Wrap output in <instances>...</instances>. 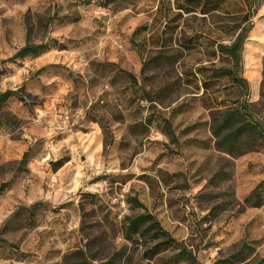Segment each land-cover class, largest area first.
<instances>
[{
	"label": "rangeland",
	"instance_id": "374dc122",
	"mask_svg": "<svg viewBox=\"0 0 264 264\" xmlns=\"http://www.w3.org/2000/svg\"><path fill=\"white\" fill-rule=\"evenodd\" d=\"M101 3L0 0V91L20 86L25 101L9 97L0 110V183L7 184L0 225L17 205L44 203L32 227L0 231L24 253L18 258L0 246V264H56L77 248L86 250L89 264L119 249L130 256L121 264H226L221 260L233 254L239 257L233 264H264V201L240 205L264 177V142L231 157L213 148L208 128L211 109L245 99L264 130V0L251 6L241 44L246 89L212 73L230 67L217 45H229L246 23L245 0ZM47 7L58 16L78 13L75 22L50 26L48 39L63 49L6 61L25 40V15L33 23ZM66 110L69 131H37ZM162 119L176 141L161 132ZM27 149L28 160L18 164ZM129 197L195 262H175L176 249L144 258L156 241L130 246L121 235L124 218L144 209Z\"/></svg>",
	"mask_w": 264,
	"mask_h": 264
},
{
	"label": "trees",
	"instance_id": "16d2710c",
	"mask_svg": "<svg viewBox=\"0 0 264 264\" xmlns=\"http://www.w3.org/2000/svg\"><path fill=\"white\" fill-rule=\"evenodd\" d=\"M112 1L113 0H102L101 6H105ZM254 2L255 0H245L247 5L246 23L240 28L231 43L229 45H217V51L230 60V67L226 69L219 68L212 70L214 75H229L232 84L244 89L247 88V81L240 75V50L245 34L251 28L249 18L253 12L251 6H253ZM40 15L42 16L36 14L33 23L30 21L28 14L25 15V40L23 44L6 59V61L14 62L15 60L24 59L26 57L34 58L50 48L63 49V47L57 44L54 40L48 39L50 26L55 22H75L79 18L77 11H73L71 16H58L55 10H51L50 7L45 8ZM38 31H40L39 37H34ZM35 38H37L36 41H34ZM3 70L4 68L1 67L0 72ZM120 72L127 76L131 84H136V79L131 73L122 70H120ZM262 82L264 83V60L262 67ZM12 96L18 101L25 102L23 90L20 86L15 89H5L0 91V110L4 106L6 100ZM147 101L151 102L153 99L149 97ZM145 120L149 122V117H146ZM162 120L163 126L160 128L161 132L166 134L170 140H173V142L176 141L167 119ZM208 128L209 134L213 139V148L231 157L255 150L264 142V130L258 121L251 115L249 105L245 99L241 100L236 105H223L221 109H211L209 113ZM28 158L29 155L27 149L21 154L18 164H24ZM64 161L65 159L63 158L54 161L51 164L52 169H57L64 163ZM6 185L7 184L4 182L0 183V191L3 190ZM127 201L135 207H141L144 209V206L134 197H129ZM263 201L264 177L242 198L240 205L242 208H256L261 206ZM43 204V201H35L28 205L19 204L15 206L8 217L0 225V231L6 232L20 227H32L35 224L36 211L42 207ZM148 233L150 235L146 241L145 238ZM121 235L122 238L133 247H136L141 243L156 241L143 250L142 256L146 259H150L166 249H176L173 254L175 262H195L194 255L173 239L169 233L160 226L159 221L154 215L146 209H144L142 213L124 218ZM3 245H7L15 250V252L19 254L17 256L18 258L24 256V253L17 251V246L8 243L0 237V246ZM85 245H88V242L85 243ZM122 257L126 263L130 262V256L125 255L123 250L119 249L113 251L107 258L98 264H121V262H124L122 261ZM73 259H76V261L72 262L71 260ZM238 259L239 257L237 254H233L230 257L222 259L221 262L233 264ZM56 264H89V257L85 249L77 248L62 255L60 262Z\"/></svg>",
	"mask_w": 264,
	"mask_h": 264
},
{
	"label": "built area",
	"instance_id": "2783aa9c",
	"mask_svg": "<svg viewBox=\"0 0 264 264\" xmlns=\"http://www.w3.org/2000/svg\"><path fill=\"white\" fill-rule=\"evenodd\" d=\"M61 117L56 123L47 126L49 130L53 129L57 132L69 131L71 128L70 116L67 112L61 111Z\"/></svg>",
	"mask_w": 264,
	"mask_h": 264
},
{
	"label": "crops",
	"instance_id": "0c3cea01",
	"mask_svg": "<svg viewBox=\"0 0 264 264\" xmlns=\"http://www.w3.org/2000/svg\"><path fill=\"white\" fill-rule=\"evenodd\" d=\"M64 112H67V113H68L67 110L64 111ZM60 117H61V114L58 116L57 121L60 119ZM45 130H46V131H45ZM37 131H38V132H43V131H44V133H46V134H51L52 131H55V130H53V129L49 130V129L47 128V129H43L42 131H41V129H39V130H37ZM37 131H35V132H37ZM29 132L31 133V131H29ZM61 132H66V131H61ZM44 133H42V134H44Z\"/></svg>",
	"mask_w": 264,
	"mask_h": 264
}]
</instances>
